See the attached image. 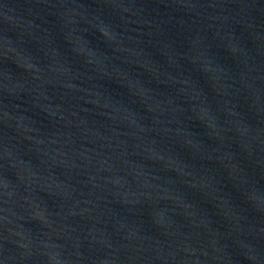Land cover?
<instances>
[{
	"label": "water",
	"instance_id": "water-1",
	"mask_svg": "<svg viewBox=\"0 0 264 264\" xmlns=\"http://www.w3.org/2000/svg\"><path fill=\"white\" fill-rule=\"evenodd\" d=\"M264 219V0H0V264H149Z\"/></svg>",
	"mask_w": 264,
	"mask_h": 264
}]
</instances>
